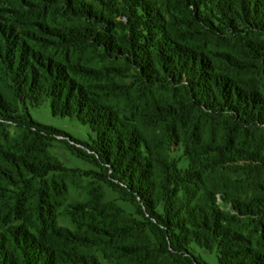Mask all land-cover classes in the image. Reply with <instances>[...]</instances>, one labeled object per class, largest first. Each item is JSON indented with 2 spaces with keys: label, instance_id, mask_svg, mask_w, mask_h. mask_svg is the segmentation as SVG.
I'll list each match as a JSON object with an SVG mask.
<instances>
[{
  "label": "trees",
  "instance_id": "obj_1",
  "mask_svg": "<svg viewBox=\"0 0 264 264\" xmlns=\"http://www.w3.org/2000/svg\"><path fill=\"white\" fill-rule=\"evenodd\" d=\"M204 251L264 264V0H0V264Z\"/></svg>",
  "mask_w": 264,
  "mask_h": 264
},
{
  "label": "rangeland",
  "instance_id": "obj_2",
  "mask_svg": "<svg viewBox=\"0 0 264 264\" xmlns=\"http://www.w3.org/2000/svg\"><path fill=\"white\" fill-rule=\"evenodd\" d=\"M52 106L51 103H47L43 106H41L40 108H33L32 109V114L35 118L36 121L41 122V123H45L48 125H52L55 126L56 128H59L63 131L68 132L70 135L76 137V139L78 140H82V141H87L89 140V130L90 127L88 125H85L83 123H81L80 121H78L76 119V117H60V116H55L52 112ZM81 147V146H79ZM84 148V147H83ZM56 155H58L60 157V159L70 165H85L84 167L90 168L88 167L86 164H83L77 160H75V158H73V156H71L70 154L67 153V151L61 147V146H57L54 147V149L52 150ZM117 195L116 193L112 192L109 193L108 195V199H117ZM119 204L123 205L124 207H126V209L129 212H133L134 208L132 205L123 203L121 201H119ZM202 255L204 257V259L209 263V264H219L218 263V256L216 253H212V252H202Z\"/></svg>",
  "mask_w": 264,
  "mask_h": 264
}]
</instances>
